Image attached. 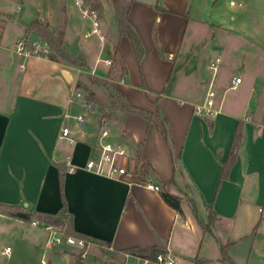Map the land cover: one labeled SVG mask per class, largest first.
<instances>
[{
	"label": "crops",
	"instance_id": "1",
	"mask_svg": "<svg viewBox=\"0 0 264 264\" xmlns=\"http://www.w3.org/2000/svg\"><path fill=\"white\" fill-rule=\"evenodd\" d=\"M124 5L144 47L140 63L116 24L115 45L108 47L100 12L102 36L90 34L76 0L65 41L73 45L81 34L95 42V62H87L93 74L111 78L126 101L152 113L154 122L115 110L107 118L90 112L79 125L65 117L80 113L69 103L78 89L77 69L20 51L23 41H45L25 24L38 18L56 29L57 0H0V203L32 213L60 211L61 163L74 230L105 244L93 242L89 253L95 259L82 264H125L126 250L160 244L182 264H264V0H122ZM218 56L214 72L210 61ZM235 77L242 80L232 88ZM211 87L215 116L197 111ZM102 119L113 138L130 148L133 176L116 179L84 168ZM239 120L245 139L220 183ZM65 122L75 142L61 137ZM146 181L161 190L146 188ZM162 190L181 198L182 212L164 200ZM206 203L218 213L209 230L203 225L209 220ZM33 221L44 223L0 211V264H77L75 249H49V232ZM100 246L112 252L110 259L98 256Z\"/></svg>",
	"mask_w": 264,
	"mask_h": 264
},
{
	"label": "trees",
	"instance_id": "2",
	"mask_svg": "<svg viewBox=\"0 0 264 264\" xmlns=\"http://www.w3.org/2000/svg\"><path fill=\"white\" fill-rule=\"evenodd\" d=\"M113 2L116 7V15H115L116 25L119 28L121 35L128 36L130 38L136 54L137 61L138 63H140L145 53L140 36L128 22L127 12L122 9V0H113ZM25 27L27 32H31V31L37 32L39 36H41V38L48 43L51 49V53L48 55V57L51 60L58 62H68L76 66L88 67L85 58L79 56L77 53H75L65 45L63 33L57 34L54 30H52L49 27L47 23L42 22L38 18L32 21L30 24H25ZM30 50L34 51L33 46H30ZM87 77L92 83L98 86L105 87L109 91L111 97V106L108 108V111L106 110L103 113V117L106 118L109 117V111L111 112L112 110H120L127 113L130 112L138 113L140 115L146 116L150 121L154 122L152 113L140 107L134 106L126 101L125 96L113 85L111 78L109 77L104 78L93 73H89ZM77 86L79 87V84H77ZM89 100H93L94 103H96V100L93 99V97H91ZM163 134L167 144L170 146V139H169L170 134L168 130L165 129ZM244 139H245V123L243 120H239L227 158L222 163L223 168L220 177V183L222 180L228 178L230 170L237 160L238 152L242 143L244 142ZM56 166L58 167L59 170L60 192L63 200V206L60 211L56 213H46V212L32 213L29 211L22 210L20 206L8 205L3 203H0V211L26 220L31 219L32 216H34L38 220L44 223H50L55 226L67 225L69 234L83 237L87 240H91L92 242H96L100 245H105L103 241L97 238L91 237L89 235L74 230L72 224V215L68 210L67 199L64 192L67 168L66 165H63L61 163H56ZM161 194L164 200L170 206L174 207L179 212H182L181 198L179 196L171 194L166 190H162ZM206 208L209 212V220L207 224H203V225L204 228L209 230L210 227L215 223L216 219L218 218V213L215 211L214 206L212 204L206 203ZM229 245L230 244H227L222 247V251L224 255H227V249ZM163 251H165V249L161 244L150 248L136 247L126 250V252L135 253L144 257H153ZM76 261L77 264H82L81 256H78Z\"/></svg>",
	"mask_w": 264,
	"mask_h": 264
},
{
	"label": "built area",
	"instance_id": "3",
	"mask_svg": "<svg viewBox=\"0 0 264 264\" xmlns=\"http://www.w3.org/2000/svg\"><path fill=\"white\" fill-rule=\"evenodd\" d=\"M76 5L80 9L81 16L88 20L90 23V34H97L102 36L101 18L97 8L89 4L86 0H76ZM30 46H33L34 51L30 50ZM20 51L42 53L48 56L51 53V49L46 41L44 42H33L28 43L23 41L20 43ZM107 65H111L110 60L105 61ZM221 63V57H216L210 61V68L217 72L218 67ZM240 77L233 79L232 88L241 82ZM84 93L79 89H74L70 94L69 103L71 105H77L80 108L79 114H66V118H73L76 122L81 125L86 116L91 112L90 106L84 103ZM216 91L211 87L207 92V98L205 104L198 108L197 111L204 115L215 116L217 111L213 109L215 105ZM106 121L102 119L101 128L97 137L95 145L94 155L87 160L84 165L89 171L94 173L108 176L116 179H121L135 174L134 170L130 167V148L123 142H120L113 138L110 129L104 124ZM61 137L68 139L70 142H75V138L72 135L71 128L68 123H64L61 130ZM77 166H70L71 170L76 169ZM146 175V174H144ZM144 186L150 190L160 191L161 188L158 184L151 181H146ZM35 225L44 227L48 232L49 236L47 239V247L52 249L59 245H68L79 248L82 256L87 257L90 247L93 245L91 240H87L83 237L71 235L68 233L67 226H55L50 223H41L39 221H33ZM10 247H6L5 251H10ZM96 264V263H94ZM125 264H182L176 255L171 250H165L158 253L153 257H144L135 253L125 254Z\"/></svg>",
	"mask_w": 264,
	"mask_h": 264
},
{
	"label": "rangeland",
	"instance_id": "4",
	"mask_svg": "<svg viewBox=\"0 0 264 264\" xmlns=\"http://www.w3.org/2000/svg\"><path fill=\"white\" fill-rule=\"evenodd\" d=\"M89 4L97 8L99 10L101 16L106 20L108 29H107V35L109 39L108 47H111L115 45V40L113 38V33H112V28H117L116 27V22H115V15H116V7L113 3V0H86ZM72 2L73 0H57V9L60 10V16L61 19L59 20L60 22L58 23L56 29L54 31L57 34L63 33L64 34V42L65 45L68 48L75 47L77 50L75 53H77L79 56H82L85 58L87 62H89L90 65H93L95 62V55L98 51V45L95 42H87L84 39V36L81 34L77 35L76 39H74L75 43L72 45V42L68 44L65 41V27H66V22L70 18V16L73 15V17H76L77 14L76 12L73 11L72 8ZM123 10L127 9V6L124 5L122 6ZM65 63V62H64ZM68 63V62H66ZM71 64V63H69ZM73 65V64H71ZM75 69H77V84H79V87H77L80 91L84 93V98L85 102L90 106L91 112H98V113H104L106 110L108 111V108L111 106V97L109 94V91L102 86H98L94 83H92L87 75L89 73H93L94 70L90 69V67H84V66H76L73 65ZM95 74V73H94ZM91 97L96 100V103H94L93 100H89ZM115 110H112V113ZM112 115V114H111ZM67 226V225H65ZM65 247L73 248L75 249V255L76 256H81V259L84 260L85 258L82 256L79 248H76L74 246H68L66 245ZM100 251L98 253V256L103 259H110L112 256V252L106 250V248L100 246ZM93 257L95 259V256L92 253H88L87 257Z\"/></svg>",
	"mask_w": 264,
	"mask_h": 264
},
{
	"label": "water",
	"instance_id": "5",
	"mask_svg": "<svg viewBox=\"0 0 264 264\" xmlns=\"http://www.w3.org/2000/svg\"><path fill=\"white\" fill-rule=\"evenodd\" d=\"M64 76H65V78H66L68 81H70V77H69V75H68L67 73H65Z\"/></svg>",
	"mask_w": 264,
	"mask_h": 264
}]
</instances>
